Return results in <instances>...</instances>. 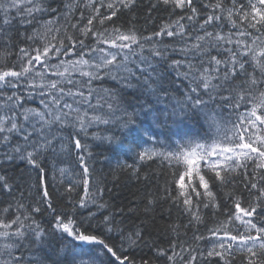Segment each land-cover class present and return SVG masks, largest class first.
<instances>
[{
	"label": "snow or ice",
	"instance_id": "6c2138e0",
	"mask_svg": "<svg viewBox=\"0 0 264 264\" xmlns=\"http://www.w3.org/2000/svg\"><path fill=\"white\" fill-rule=\"evenodd\" d=\"M139 2L0 0V264H52L57 235L94 246L68 264H264V0H148L151 30ZM101 126L159 166L126 211L89 163Z\"/></svg>",
	"mask_w": 264,
	"mask_h": 264
},
{
	"label": "trees",
	"instance_id": "16d2710c",
	"mask_svg": "<svg viewBox=\"0 0 264 264\" xmlns=\"http://www.w3.org/2000/svg\"><path fill=\"white\" fill-rule=\"evenodd\" d=\"M147 4L148 0H140L137 8L134 10V14L137 17V27H140L141 29L147 27L151 30V25H146L145 23V16L148 12ZM132 15L133 13H129L125 19H128ZM160 16H166V13L163 11L152 13V17L157 23H159L158 17ZM127 99L131 100L133 103L135 102L134 97L132 96H128ZM138 121L140 122V128H148L154 135L161 137V130L154 126H150V120L143 115L138 117ZM187 128L196 130V125L190 123L187 125ZM91 131H99L102 136L114 135L119 137L118 142L109 143L107 141L93 139L91 134H89V137L86 138L84 142L89 144L93 154L89 163L94 167L96 176L102 178L104 181V200L108 201L111 205L108 211L115 212V210L119 208H124L126 211L134 202L135 198L143 192L145 186H151L156 182L154 173L159 171L158 163L137 162L134 160L133 153L129 151L130 144H142V141L146 140L147 137L139 130L121 131L119 128H113L110 131H105V126H101L99 130L92 129ZM123 164L139 166L140 180L137 181L136 177L132 175L130 170H121L118 165ZM24 167L25 165L22 163L19 164L14 170L15 174L19 175L21 169H24ZM145 175L149 177L148 180L144 179ZM53 192L55 196V190H53ZM0 199L5 198L0 197ZM97 216L98 218H102L101 212H98ZM173 216H176L175 209H173ZM38 219L47 224V216L38 217ZM117 219H120V217L117 216ZM153 234L155 235V230H153ZM189 235H191V232ZM62 243H68L70 245L77 244L76 241H72L69 237H65L64 240L61 241L59 235H57L55 238L50 239L46 246L39 249V255L45 260L52 262V264H68L67 257L61 256L58 258L56 256V249L59 248ZM93 247L94 246L89 247V249H92ZM132 254L135 255L137 259H140L141 256H147L150 253H148L147 248H143L136 249ZM215 260L216 258H213L212 264H215Z\"/></svg>",
	"mask_w": 264,
	"mask_h": 264
}]
</instances>
